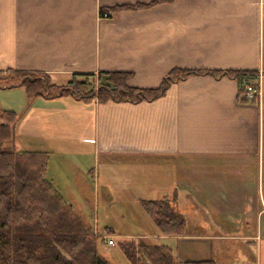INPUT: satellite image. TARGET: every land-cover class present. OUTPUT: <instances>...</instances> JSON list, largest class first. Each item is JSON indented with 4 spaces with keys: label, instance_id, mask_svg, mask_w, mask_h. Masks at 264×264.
I'll list each match as a JSON object with an SVG mask.
<instances>
[{
    "label": "crops",
    "instance_id": "0c3cea01",
    "mask_svg": "<svg viewBox=\"0 0 264 264\" xmlns=\"http://www.w3.org/2000/svg\"><path fill=\"white\" fill-rule=\"evenodd\" d=\"M150 1L0 0V71H43L65 84L73 73L126 70L132 85L156 87L174 67L250 69L262 73V103L240 99L238 80L227 74L177 78L162 96L139 102L28 99L22 85H0L1 105L20 116L17 145L48 151L47 171L54 157L75 173L104 156L105 196H125L138 239L172 238L181 262L264 264V0H166L100 13ZM117 156L139 159L129 164L132 180L114 173ZM141 158L164 159V187L174 188L175 202L183 195L191 204L179 231L160 234L137 207L155 199L134 182L148 169ZM110 220L93 230L116 242L134 235L125 232V216Z\"/></svg>",
    "mask_w": 264,
    "mask_h": 264
},
{
    "label": "trees",
    "instance_id": "16d2710c",
    "mask_svg": "<svg viewBox=\"0 0 264 264\" xmlns=\"http://www.w3.org/2000/svg\"><path fill=\"white\" fill-rule=\"evenodd\" d=\"M162 1L166 0L116 4L101 7L100 13L147 7ZM257 73L250 69L174 67L158 86L140 87L130 83L133 72L126 70L73 73L67 83L57 84L43 71L7 69L0 71V85H22L28 99L71 95L86 101L139 102L162 96L173 80L191 74L235 77L240 95L248 84L245 79H254ZM19 119L15 110L0 103V264H110L94 257L92 227L84 224L47 179L49 152L18 147ZM141 202L161 232H177L182 228L184 219L175 194ZM116 243L123 248L130 264H219L213 259L181 262L168 246L157 242L127 239Z\"/></svg>",
    "mask_w": 264,
    "mask_h": 264
},
{
    "label": "rangeland",
    "instance_id": "374dc122",
    "mask_svg": "<svg viewBox=\"0 0 264 264\" xmlns=\"http://www.w3.org/2000/svg\"><path fill=\"white\" fill-rule=\"evenodd\" d=\"M262 81V79H261ZM241 99V98H240ZM262 99H263V90H262ZM243 100V99H242ZM117 161H119L120 166L114 167L115 174L121 175V177L133 179L134 176H136V169L131 167L132 163H135L136 159L135 157H116ZM107 160L104 156H100L98 162L93 165L96 170L92 171V167L85 166L84 170H79L77 172H73V170L69 169L66 165L60 163L57 161L56 157H54L51 161L50 167L47 171L46 177L49 180H55V187L59 190L61 195L63 196L65 201L69 204V207L72 208V210L78 215L81 220L84 222V224L87 226L92 227L93 235L92 241L94 242V250L92 254L103 260H107L110 262V264H130L129 260L127 259L123 248L120 246L119 243H116L115 245H108L106 243V237L104 239L103 235L97 234L93 229L97 227V224L99 223L100 228L103 227L105 219L108 218L110 220L111 217H116V215H123L125 216V219L123 222H125L124 226L125 232H131L134 235H127L124 237H117L118 241H123L127 239H136L138 241L139 235H143L142 231L135 227V217L131 212L132 210H129L126 212V203H128V200H126L125 196H119L122 195L121 191L117 189V194H119L118 198H110L108 196H105L106 188V180L109 176H107L108 173V167H107ZM84 161V160H83ZM140 161L142 163H146L143 165H147L148 169H146V172H142L141 178L139 181L136 180V183L139 184H146L148 187H150V192L154 195H152L154 198H158L164 195H168L169 197H172L174 194V188L168 189L167 186H165V183L167 181H170V179L165 178L160 175L163 174V167H166L165 169L168 170L169 166L166 162H164V159L159 158V161L153 160L151 158H141ZM151 163V165H150ZM73 165V163H71ZM129 166V167H127ZM75 168V166H72ZM146 167V166H145ZM121 170V171H120ZM158 171V172H156ZM120 172V173H119ZM169 174V173H168ZM156 177L153 178L152 177ZM110 178V177H109ZM116 178V177H115ZM158 188H163L159 192L160 195H155ZM159 190V189H158ZM125 195V194H124ZM124 201H121L123 200ZM71 202H74V205ZM179 203L176 202V205L181 212L182 216L185 212V208L188 207L191 204L186 203L185 196L181 195L180 198L177 199ZM112 201V203H110ZM124 202V203H123ZM143 205H137V207H142ZM135 207V204H133V208ZM134 211V210H133ZM189 216L193 214L187 213ZM194 216V215H193ZM150 217V216H149ZM112 220V221H111ZM110 221L113 222V218ZM121 222V221H114ZM149 230V229H147ZM124 232V231H123ZM162 232L160 231V234ZM138 235V236H137ZM147 237L146 239H143L147 242H159L161 243H167L172 248L173 254L178 256L183 253L178 251V249L175 247V245H172V238H168L165 236H144ZM116 238V237H115ZM105 244V245H104ZM92 256L89 254L88 259L90 260Z\"/></svg>",
    "mask_w": 264,
    "mask_h": 264
},
{
    "label": "built area",
    "instance_id": "2783aa9c",
    "mask_svg": "<svg viewBox=\"0 0 264 264\" xmlns=\"http://www.w3.org/2000/svg\"><path fill=\"white\" fill-rule=\"evenodd\" d=\"M262 73L258 71L257 76L253 78H246L245 82L248 83L246 89L240 93V98L243 100L254 101L262 103ZM104 239L108 245H115L116 240L113 235L104 234Z\"/></svg>",
    "mask_w": 264,
    "mask_h": 264
},
{
    "label": "bare ground",
    "instance_id": "6f19581e",
    "mask_svg": "<svg viewBox=\"0 0 264 264\" xmlns=\"http://www.w3.org/2000/svg\"><path fill=\"white\" fill-rule=\"evenodd\" d=\"M109 235V234H108ZM116 244V243H115Z\"/></svg>",
    "mask_w": 264,
    "mask_h": 264
}]
</instances>
